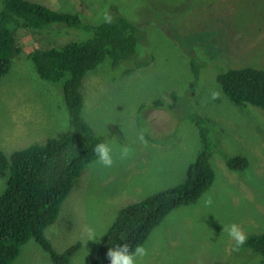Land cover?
I'll return each instance as SVG.
<instances>
[{
	"label": "rangeland",
	"instance_id": "obj_1",
	"mask_svg": "<svg viewBox=\"0 0 264 264\" xmlns=\"http://www.w3.org/2000/svg\"><path fill=\"white\" fill-rule=\"evenodd\" d=\"M28 1L82 21L120 15L141 30L140 56L152 58L120 81L107 64L83 76L81 118L106 138L113 165L95 159L82 168L46 229L52 250L60 255L77 246L71 264L91 263L120 209L181 184L199 150L198 126L186 118L196 114L207 129L212 184L162 219L141 245L147 255L142 262L136 257V264H264L224 231L236 224L247 240L264 234V111L233 104L217 82L228 69L264 68V0ZM88 36L64 28L58 34L15 33L21 50L0 78L1 152L42 144L67 126L60 85L40 79L28 53ZM124 146L131 151L120 159ZM226 157L245 158L247 167L232 171ZM4 189L0 179V194ZM13 264L53 263L30 240Z\"/></svg>",
	"mask_w": 264,
	"mask_h": 264
},
{
	"label": "trees",
	"instance_id": "obj_2",
	"mask_svg": "<svg viewBox=\"0 0 264 264\" xmlns=\"http://www.w3.org/2000/svg\"><path fill=\"white\" fill-rule=\"evenodd\" d=\"M80 19L83 18L76 14L57 12L28 0H1L0 78L8 74L12 58L21 50L13 39L20 29L58 34L64 28L88 32L89 36L72 37L64 46L34 50L27 55L40 79L60 85L68 113L67 126L56 138L42 144L30 145L10 155L0 151V179L5 184L0 194V264H13L30 240L48 254L53 264H71L77 246L60 255L55 253L45 235L46 229L57 219L82 168L98 159L94 147L106 143V138L81 118L82 78L97 66L107 64L114 79L120 81L152 61L142 58V52L140 56L141 30L124 17L118 15L97 22ZM217 82L233 104L264 111V68L228 69L218 75ZM186 118L196 123L200 136L199 150L187 168L184 181L120 209L102 235L96 256L89 264H110L106 254L116 245L127 243L129 251L134 252L167 214L192 204L210 188L214 174L209 161L207 129L196 114ZM226 164L232 171H242L247 160L226 157ZM241 246L260 255L264 263V234L249 238Z\"/></svg>",
	"mask_w": 264,
	"mask_h": 264
},
{
	"label": "clouds",
	"instance_id": "obj_3",
	"mask_svg": "<svg viewBox=\"0 0 264 264\" xmlns=\"http://www.w3.org/2000/svg\"><path fill=\"white\" fill-rule=\"evenodd\" d=\"M217 95V93H214L213 98L215 99ZM93 151L98 157V163L105 167H111L113 165L112 149L107 143H98ZM130 151L131 150L127 146L122 147L120 150V159L127 158ZM206 204H211L210 198L206 201ZM224 231H227L229 237L236 241L237 247L243 245L247 240V237L236 224L226 227ZM146 255V249L140 245L135 247L134 252H130L127 243H124L122 246L116 245L110 248L106 254L107 258L110 260V264H136V257H139L142 262Z\"/></svg>",
	"mask_w": 264,
	"mask_h": 264
}]
</instances>
